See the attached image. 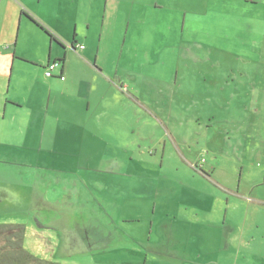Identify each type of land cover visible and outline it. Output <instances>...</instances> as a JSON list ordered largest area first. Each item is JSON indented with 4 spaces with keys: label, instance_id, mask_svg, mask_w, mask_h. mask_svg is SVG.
Masks as SVG:
<instances>
[{
    "label": "rangeland",
    "instance_id": "374dc122",
    "mask_svg": "<svg viewBox=\"0 0 264 264\" xmlns=\"http://www.w3.org/2000/svg\"><path fill=\"white\" fill-rule=\"evenodd\" d=\"M62 1L65 3L64 17L71 19L70 24L73 19H79L77 38H83L89 22L92 25L90 33L98 40L102 18L99 8L105 0ZM79 1L80 7L77 6ZM128 1L146 4L149 9V36L141 46L137 42L130 46L143 48L149 54L150 63L144 65V69L149 65L150 68L143 70L144 73L155 80L188 81L189 85L183 86L175 98V102L180 103L166 100L160 104L163 110L172 114L173 120L169 121L180 132V152L175 150L172 156L168 152L165 159L161 152L153 157L148 153L144 157L150 161L137 163L141 159L139 145L132 142L141 138L136 134L135 118L132 122L127 119L133 123L134 134L123 133L112 144L123 151L129 150L131 155L134 153L135 161L112 174L106 172L107 167L99 165V160L110 155L104 144L100 152L85 147L64 154L56 151L39 154L29 150V145L7 146L0 149V191L5 192L0 196V223L24 224L29 229L44 232L43 235L47 226L61 224L49 220L56 214L48 208L38 207L35 199L9 197L14 194L20 197L32 188L42 196V201L57 203L58 207L67 205L68 211L81 215L82 222L86 220L85 225L81 223L74 229V233L79 232L82 237L86 227H91L105 231L111 237L107 247L87 249L72 256L64 254L62 247L55 248L56 255L50 259L60 264H233L238 254L237 246L229 240L228 234L244 229L247 241L255 240L264 245V55L261 59L255 54H244L250 49L258 53L264 50L263 30L254 34L258 20L264 17V0H256L258 5L244 10L235 6L239 0H227L231 7L228 12H233L235 18L238 13L247 15L246 24L252 26L253 31L244 28L246 32L240 23L233 22V16L230 22L226 4L221 7L214 3L215 0ZM66 4L70 5L68 10ZM193 11L200 19L194 27L196 33L190 30L189 19ZM137 15L134 12L135 21ZM184 17L187 20L185 26L182 23ZM223 17L229 21L228 28L222 24ZM154 18L158 19L156 28L152 26ZM78 22L74 23L68 37H74ZM206 33L213 37L206 39ZM245 33L251 38H242ZM21 37L24 38L22 42L26 40L24 34ZM245 43H250L248 49L239 48ZM256 63H262V71L256 72L250 67ZM135 67L141 66L135 63ZM53 73L55 76L58 69ZM209 93H213L215 100L206 104L204 98ZM224 95L230 96L228 104L221 101L222 97L226 99ZM193 97L197 98L196 103L191 102ZM144 104L151 110L159 107L157 103ZM210 117H214L212 126L207 127ZM239 121L244 126L247 121L250 124L246 126V132L237 129ZM146 143L143 142V147ZM148 147L155 148L153 145ZM40 155L43 167L31 166ZM120 155L125 154L120 152ZM53 159L65 164L51 166V169H65L71 174L63 175L78 176L87 182L80 186H75L74 182L57 184L55 177L60 175L51 171L52 176L47 177L41 172ZM36 170L39 172L35 174ZM40 172L38 178L32 177V173L36 176ZM100 173L101 181L93 183L90 178ZM15 186L19 190L16 191ZM168 197H174L172 201L180 209L174 233L159 227L175 220L174 210L168 219L164 216ZM28 235L33 237V232ZM33 239L35 245L28 244L26 249L49 259L53 246L44 236ZM251 252L250 249L246 251L247 255Z\"/></svg>",
    "mask_w": 264,
    "mask_h": 264
},
{
    "label": "crops",
    "instance_id": "0c3cea01",
    "mask_svg": "<svg viewBox=\"0 0 264 264\" xmlns=\"http://www.w3.org/2000/svg\"><path fill=\"white\" fill-rule=\"evenodd\" d=\"M214 3L221 4V7L226 4L225 9L230 22L233 16V22L240 23L243 30L245 28L253 31V27L246 24L247 15L242 16L238 13V17L235 18L236 15L233 12H228L231 7L227 0L226 3L224 0H215ZM256 5H258L256 0H239L235 6L244 10V8ZM77 6H81L80 1ZM66 7L68 10L70 5L66 4ZM39 10H43L44 13ZM99 11L102 12V18L99 22L98 40L92 37L90 33L92 25L89 22L86 24L87 30L83 38L80 39L77 38L79 19H73L70 24L71 19L64 17L65 3L62 0H0V149L7 148V146L21 148L29 145V150L40 152L39 154L53 151L64 154L71 150H84L85 147L100 152L101 145L104 144V149L110 152V155L108 153L107 158H103V161L99 160V165L107 167L106 172L112 174L117 172L116 169L126 164L131 165L135 161L132 157L134 153L131 155L129 150L123 151L112 145L116 143L119 135L134 134L133 123L127 122V119L132 122L135 118L137 120L136 134H139L141 138L138 142H132L134 145L136 143L139 145L137 149L140 151L138 155L141 159L136 161L137 163L150 161L149 158L147 160L144 157L148 153L153 157L161 152L165 159L168 152H170L169 156L174 155L175 150L180 152L179 141L181 139L178 136L180 132L176 126H173V122L169 121L173 120L172 114L163 110L164 107L160 104L166 100L173 104L180 103L175 102V98L181 93L183 86L189 85L188 81L179 79L161 81L149 78L144 73L150 68L149 65L144 69V65L150 63L149 54L138 46L130 47L132 42H137L141 46L147 35L149 36L151 21L148 6L128 0H105ZM134 12L138 13L136 21ZM196 13L193 11L189 19L190 30L194 33L197 32V28L194 27L200 20ZM26 14L35 17L57 39H60L64 46L51 40L49 35ZM223 16H225L224 13ZM184 20V22L181 21L183 26L187 21L185 17ZM221 20L222 24L228 28V19L223 17ZM258 21L254 34L261 29L264 34V17ZM77 22L74 37H68V33L70 35L74 23ZM152 23V26L156 28L158 19L154 18ZM22 34L26 38L23 42L21 41L24 39L21 37ZM204 36L207 37L206 39L213 37L210 33ZM242 38L251 37H247L245 33ZM250 43H245L246 45L239 46V48L248 49ZM79 46H85V48L81 50ZM253 48L257 49L256 46ZM263 51L258 53L250 49L244 54L250 56L255 54L263 59ZM53 60L63 61H59L61 68L58 73L48 78L44 70L46 71V66ZM135 63L141 67H135ZM256 64H251L250 67L256 72L262 71V63L261 65ZM133 65L134 67H131ZM208 67L215 69L214 66ZM141 71L143 73H140ZM257 77L260 78L259 73ZM128 91L131 93H126ZM152 92L156 95H150ZM224 96L226 99L222 97L221 101H227L228 104L230 96ZM204 99L206 104L213 103L215 96L209 93V96ZM190 100L193 103L197 102L196 97ZM145 102L159 104L158 110H151L144 104ZM213 118L210 117L207 127L212 126ZM244 124L245 126L242 122H237V129L246 132V126L250 124L248 121ZM143 142H147L145 147L142 145ZM149 145L155 148L150 149ZM152 150L155 151L152 152ZM120 152H124L125 155L121 156ZM99 156L102 158L101 155ZM41 157L40 155L38 159H35V163H31V166L43 167L40 162ZM49 162L50 164L44 165L48 169L44 167L41 172H45L47 177L52 176L51 171L60 175L58 178L55 177L57 184L74 182L75 186H80L87 182L78 176L70 178L66 174L63 175L64 173L71 174L65 169H51V166L62 167L65 164L62 160L53 159ZM36 172L39 171L36 170L34 173ZM41 172L36 176L32 173V177L40 176ZM102 173L97 177L89 176L93 178L90 180L93 183L100 182ZM37 178L36 180L39 181ZM15 187L16 191L19 190L18 186ZM25 192L23 195L20 194V197L17 194L13 197L9 195V197L15 200L18 198L35 199L38 207L48 208L47 210L56 214V217L49 220L61 222L55 227L47 226L45 235H43L44 232H38L34 228H27L25 246L35 245L33 238L43 236L53 246V252L48 255L47 260H51L50 257L56 255L55 248L62 247L64 254L72 256L85 252L87 249H102L111 243L109 234L100 229L86 227L82 237L78 234L79 232L74 233V229H77L81 223L85 225L86 220L83 219L82 222L81 215L72 214L67 210L69 208L67 205L58 207L57 203L42 201V196L37 194V190L30 188L29 192H26L28 194ZM3 193L5 194L0 191V196H3ZM125 198L129 197L125 196ZM172 198L174 197H168L166 200L164 216L168 219L174 210L175 220L172 224L164 222L159 227L165 232L174 233L177 229L175 223L178 220L180 209L176 208ZM57 219L59 221H56ZM41 228L44 227L41 226ZM50 230L52 232H49ZM30 231L33 232L32 239L28 235ZM129 236L133 235L129 234ZM228 236H230L229 240L237 246L238 254L233 264H264V245L261 246L260 242L255 240L247 241L244 229H238L237 232L234 231ZM249 249L252 252L247 255L246 251ZM33 253L46 259V256Z\"/></svg>",
    "mask_w": 264,
    "mask_h": 264
},
{
    "label": "trees",
    "instance_id": "16d2710c",
    "mask_svg": "<svg viewBox=\"0 0 264 264\" xmlns=\"http://www.w3.org/2000/svg\"><path fill=\"white\" fill-rule=\"evenodd\" d=\"M23 14H25V12H23ZM27 16L43 29L51 40L57 41L64 46L63 42L57 39L55 35L35 17L32 15ZM26 232L27 227L24 224L0 223V264H60L56 261L40 258L27 250L25 247Z\"/></svg>",
    "mask_w": 264,
    "mask_h": 264
},
{
    "label": "built area",
    "instance_id": "2783aa9c",
    "mask_svg": "<svg viewBox=\"0 0 264 264\" xmlns=\"http://www.w3.org/2000/svg\"><path fill=\"white\" fill-rule=\"evenodd\" d=\"M81 50H83L85 48V46H79ZM61 68V63L60 62H57V61H54V62H50L47 67H46V71H45V75L46 77L48 78H51L54 76V71L55 70H59Z\"/></svg>",
    "mask_w": 264,
    "mask_h": 264
}]
</instances>
